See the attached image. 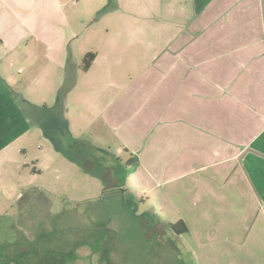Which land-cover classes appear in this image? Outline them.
Instances as JSON below:
<instances>
[{"label": "rangeland", "instance_id": "374dc122", "mask_svg": "<svg viewBox=\"0 0 264 264\" xmlns=\"http://www.w3.org/2000/svg\"><path fill=\"white\" fill-rule=\"evenodd\" d=\"M191 1L64 0L69 33L75 39L61 66L52 68L40 52L34 53L30 41L22 46L29 47L23 68L14 65L0 74L10 81L7 100L12 102L5 108L0 100V264H41L43 258L63 260L61 264H264V222L260 215L253 217L255 211L264 212V204L241 168L207 167L154 186L148 177L140 183L134 174L127 188L113 185L116 174L122 173H115L113 166L125 165L131 156L117 133L138 125L142 112L115 130L103 113L109 104L97 98L116 90L113 81H124L127 88L138 76L137 85H153L160 74L149 73L148 67L169 48L175 34L186 35L195 12ZM89 51L96 58L85 70ZM143 71L149 76L144 80L139 77ZM141 104L136 102L134 108ZM148 106L144 103L141 109ZM152 119L142 126L148 140L163 124V118ZM178 152L182 155V141ZM174 185L180 192L172 198L184 196L188 208L167 209L162 193L171 192ZM185 187L192 192H181ZM178 219L187 226L181 234L172 229ZM80 221L91 229L90 237H80L71 254L64 255L57 242L63 237L59 229L68 224L74 229ZM32 226L38 246H55V251L44 250L40 262L27 253L15 254V242L26 244L24 234Z\"/></svg>", "mask_w": 264, "mask_h": 264}, {"label": "crops", "instance_id": "0c3cea01", "mask_svg": "<svg viewBox=\"0 0 264 264\" xmlns=\"http://www.w3.org/2000/svg\"><path fill=\"white\" fill-rule=\"evenodd\" d=\"M200 1H191L195 12L186 35L175 34L169 48L158 54L153 65H146L149 73L160 74L150 88L137 85L136 76L127 88L124 81H113L116 90L102 92L97 98L109 104L103 113L115 130H120L125 121L134 120L133 114L142 112L138 125L117 133L137 164L134 169L129 166L120 188H127L134 174L140 183L148 177L154 186L207 167L221 166L225 171L238 167L264 204V0H210L203 5ZM70 25L64 0H0V74L27 63L25 50L29 47L22 46L30 41L34 53L40 52L38 55L45 57L52 68L60 67L70 41L75 39L69 33ZM177 41L183 44L177 46ZM28 54L32 55L31 51ZM5 58L10 60L6 67ZM141 73L139 77L144 80L148 75ZM132 76L129 73L128 79ZM2 80L0 76V100L2 97L3 107L9 108L12 102L7 100V88L11 84ZM141 101L149 105L145 111L141 109L143 104L134 108ZM153 117L163 118V124L148 140L143 128L153 123ZM40 119L37 124L41 129ZM172 152L175 155L166 158ZM171 190L162 193L167 209L188 208L184 196L182 200L172 198L179 191L176 185ZM189 191L185 187L181 192ZM255 212V220L260 215L264 222V212Z\"/></svg>", "mask_w": 264, "mask_h": 264}, {"label": "trees", "instance_id": "16d2710c", "mask_svg": "<svg viewBox=\"0 0 264 264\" xmlns=\"http://www.w3.org/2000/svg\"><path fill=\"white\" fill-rule=\"evenodd\" d=\"M84 59L85 60H84L83 69L86 70L89 67L91 61L94 59V53L90 52V53L85 54ZM67 156L70 158H73V156L68 152H67ZM135 162H136V159H133L130 157L128 160L125 161V165L120 163V165H118L117 167L113 166L115 173H117L118 170L122 171V173H120V176H118V173L116 174L117 182H115L113 184L115 187H120L124 184L125 178H126L127 173H128L127 169L129 166H131ZM81 163L84 164L83 161H81ZM32 170L35 171V168H33ZM104 187H106V186L104 185ZM105 190H106V188H105ZM23 197H24V195L20 197V202H19L20 207H23V205H24V202L22 200ZM72 219H75V216H73ZM68 226H71V225L68 224V225H65V227H60L61 229H59V232L61 234L63 232V234H62L63 237L61 239L57 238V242H60L61 243L60 245L63 246V249H61V250H63L66 253L64 255L71 254V250L75 248V245L77 244V241L79 240L80 237H84V238L88 237L89 238L90 237V230H91L88 226L84 225V223H82L81 221L76 226H73L74 229H69ZM176 226H179L180 229H176L175 228ZM172 229L174 230V233L181 234V233L187 231V226L182 219H178L174 224H172ZM33 230H34V226H32L30 228L29 232L24 234V238L27 242L26 244L23 245L22 243L15 242L16 244H18V246H17L18 252L15 254H17L18 257H22V255L24 253H27V254L31 255V260H33L34 258H37V259H39V262H40V258L43 255L44 250L55 251V246L54 245H52L50 247L49 246H47V247L38 246L37 243H35L33 240V238H34V235H33L34 231ZM54 237H55V235L53 234L52 239ZM51 243H53V241H51ZM10 255L11 254H9L8 256L10 257ZM18 257H17V262L19 263ZM62 261L63 260L57 261L54 258H50L49 261L47 262V261H44V258H43L41 264H61Z\"/></svg>", "mask_w": 264, "mask_h": 264}, {"label": "built area", "instance_id": "2783aa9c", "mask_svg": "<svg viewBox=\"0 0 264 264\" xmlns=\"http://www.w3.org/2000/svg\"><path fill=\"white\" fill-rule=\"evenodd\" d=\"M75 2H76V0H75Z\"/></svg>", "mask_w": 264, "mask_h": 264}]
</instances>
